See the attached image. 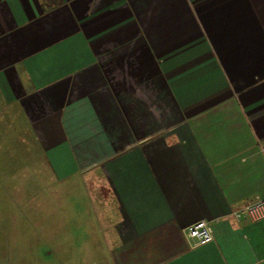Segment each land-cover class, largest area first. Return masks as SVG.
Here are the masks:
<instances>
[{
	"label": "crops",
	"instance_id": "crops-1",
	"mask_svg": "<svg viewBox=\"0 0 264 264\" xmlns=\"http://www.w3.org/2000/svg\"><path fill=\"white\" fill-rule=\"evenodd\" d=\"M2 186L0 264H264V0H0Z\"/></svg>",
	"mask_w": 264,
	"mask_h": 264
},
{
	"label": "built area",
	"instance_id": "built-area-1",
	"mask_svg": "<svg viewBox=\"0 0 264 264\" xmlns=\"http://www.w3.org/2000/svg\"><path fill=\"white\" fill-rule=\"evenodd\" d=\"M230 216L238 222L242 220L254 222L264 220V198H258L249 204L237 207ZM185 232L192 247L205 245L214 240L211 221H199L187 227Z\"/></svg>",
	"mask_w": 264,
	"mask_h": 264
},
{
	"label": "rangeland",
	"instance_id": "rangeland-1",
	"mask_svg": "<svg viewBox=\"0 0 264 264\" xmlns=\"http://www.w3.org/2000/svg\"><path fill=\"white\" fill-rule=\"evenodd\" d=\"M93 178H95V183L93 182V181H91V183H90V186H89V188L91 189V192L93 193V194H96L95 196H97V197H99L100 198V196H99V193H101L100 191L102 190L104 193L106 192V189L104 188L105 187V184H104V181H103V179H102V177L99 175V174H93ZM98 187V188H97ZM102 187V188H101ZM13 188L14 187H12V186H2V187H0V193H8V192H13ZM47 187L46 186H38V187H32V191H36V192H42V191H45V189H46ZM55 188V187H54ZM22 189H23V191L24 190H26V191H29L30 190V188L29 187H22ZM97 189V190H96ZM101 189V190H100ZM54 193H55V191H54ZM104 193H103V196H104ZM106 194V193H105ZM104 199H105V197H103ZM104 199H102L103 201V204L102 205H104ZM111 202V201H110ZM43 203V202H42ZM6 204H11V203H6ZM29 203L28 202H26V203H22V206H24V205H28ZM37 204H39L38 202L36 203V202H33V205H37ZM44 204V203H43ZM24 208V207H23ZM104 208H102V210H103ZM55 215H59L60 213H59V210H57L55 213H54ZM102 215L104 216V218H105V215L106 214H104V213H102ZM83 219V218H82ZM86 219V221L88 220V218H84V220ZM72 220H74V219H72L71 218V221ZM106 220V219H105ZM75 221H81V220H78V219H75ZM107 221V220H106ZM41 236H43V235H41ZM25 245H27L26 243H25ZM28 246H30V245H28ZM27 247V246H26ZM29 248H34V246H31V247H29ZM63 248L64 249H67V247L66 246H63ZM62 247L58 250V252L61 254V252H62V254H63V252L66 254L67 253V250H64ZM23 250V249H22ZM64 250V251H63ZM81 249H79V248H75V249H72V250H70V261H64L63 262V260H61V259H59L58 261H55V264H82L81 262H80V260L78 259L79 258V254L81 253V251H80ZM26 253L27 252H30V250H27V251H25ZM34 252V251H33ZM44 252V251H43ZM93 252H96V254L95 253H93ZM92 253L93 254H91V256H89L90 257V259H91V261H93V259H95L98 263H100V260L98 259L99 257V255L101 254V250H100V248H97L95 251H92ZM98 255V256H97ZM89 259V260H90ZM105 262V260L104 259H102V263H104ZM23 264H42V262H40V260H37L35 257H33L32 259H29V262H27V263H23Z\"/></svg>",
	"mask_w": 264,
	"mask_h": 264
}]
</instances>
